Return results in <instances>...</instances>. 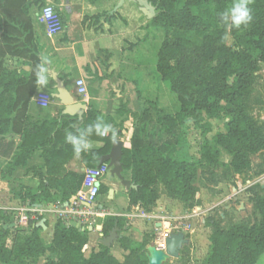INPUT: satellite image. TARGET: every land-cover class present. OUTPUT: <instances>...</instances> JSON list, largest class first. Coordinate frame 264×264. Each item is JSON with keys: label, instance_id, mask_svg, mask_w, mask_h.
Here are the masks:
<instances>
[{"label": "trees", "instance_id": "obj_1", "mask_svg": "<svg viewBox=\"0 0 264 264\" xmlns=\"http://www.w3.org/2000/svg\"><path fill=\"white\" fill-rule=\"evenodd\" d=\"M148 1L156 9L149 27L164 33L156 77L176 97L179 109L176 114L166 113L158 101L150 100L145 109L124 110L134 121L122 157L124 172L136 186L129 189L127 199L130 207L149 211L164 191L170 198L193 207L200 204L199 181L205 186L229 182L236 175L253 171L252 156L264 152V122L251 113L257 73L264 67V0H253L250 5L254 18L249 26L230 30L235 49L226 45L229 30L219 23V15L232 0ZM38 3L0 0V32L9 53H17L21 38L25 44L33 39L30 11ZM4 47L0 45V54ZM26 54L21 53L24 57ZM1 58L0 140L15 134L20 136V143L0 178L12 177L18 168L29 165L36 152H41L46 172L40 174L37 188H21L22 202L32 206L67 202L81 189L84 175L66 169L75 156L65 142V133L83 128L98 117L103 119L102 114L90 108L82 120L68 115L34 120L28 110L37 91L34 71L39 61H34L32 72L27 73L9 70ZM204 117L227 118L224 131L202 146L199 161L182 157L183 122H201ZM104 120L114 123L112 117ZM91 139L93 148L81 158L87 168H97L99 159L111 152L113 144L108 138ZM223 153L230 156L229 162H222ZM220 167L221 172L217 170ZM261 168L253 174L255 177L264 174ZM249 190L259 219L254 223H231L225 229L221 223L227 219L226 214L220 216V221L210 217L207 226L212 230L211 246L205 264H258L264 256V188L258 183ZM100 193L108 195L109 188L102 186ZM42 218L31 220L26 229L13 230L10 212L0 209V264L149 263V237L136 242L120 235L127 225L125 217L107 216L95 225V230L105 236L118 227L117 241L125 252L121 258L112 247L99 244L96 248L88 230L66 225L61 219H57L51 245L46 246L38 226ZM186 252L187 246L180 257Z\"/></svg>", "mask_w": 264, "mask_h": 264}, {"label": "crops", "instance_id": "obj_2", "mask_svg": "<svg viewBox=\"0 0 264 264\" xmlns=\"http://www.w3.org/2000/svg\"><path fill=\"white\" fill-rule=\"evenodd\" d=\"M31 1H39L30 11L33 26L31 42L25 44L24 38H21L20 43L17 44L20 45L17 48V53L11 54L4 47L3 34L0 32V45L4 47V53L0 54V57H2L4 67L9 70L31 73L33 62L36 60L40 62L42 55H47L51 60L50 83L47 88L37 89L29 106V116L34 120H51L64 115L65 106L54 97L57 92L54 76H57L73 93L77 102L87 104L85 114L90 108H94L100 111L103 119L108 117L114 119L112 124L118 132L122 130V137L119 140L123 141L125 146L133 134L134 121L124 110L145 109L148 101L161 102L162 98L166 97L163 83L154 75L164 33L149 27L152 19L133 0H125L123 3L121 0ZM48 3H53L65 20L64 32L52 38L48 37L44 25L38 18V8L42 4ZM67 12L75 22L69 27ZM158 32L163 34L161 38L159 37L161 33L159 35ZM151 42L159 44L156 47L153 63L150 64L146 57L140 59L138 56L142 51L146 52ZM13 46H16L15 43ZM23 52L27 53V56L21 55ZM79 79L86 82L88 93L85 97L75 94L76 83ZM166 90L168 92L167 88ZM43 93L50 94L52 99L46 107L38 106L35 100L39 94ZM160 107L163 108V106ZM116 125L122 127L119 128ZM19 143L20 136L15 134H9L0 140V173L13 158ZM44 165L41 152H36L27 167L18 168L10 178H0V209L18 207L23 204L21 198L19 203L11 200L13 188L9 187L10 184L18 181L21 184L20 190L22 187L37 188L40 184V174L46 172ZM66 169L69 172L84 175L88 168L82 162L81 157H75L66 166ZM236 177V180L240 179L241 175H236ZM128 180H131L130 175ZM227 183L229 182L221 183L218 186L202 187L199 185L201 190L197 199L200 204L193 207H187L178 200L170 198L163 191L156 205L147 211L140 206L130 207L127 199L129 190L120 179H115L111 173L105 177L102 186L109 190L114 189L115 195L113 199H110L109 193L108 195L101 194L100 202L112 214L127 219V225L120 233L121 236H126L136 242H142L145 237H149L153 244L158 234L157 228L160 227L157 218L170 215L179 220L176 224L177 228L181 224L191 227L190 233L194 239L196 238L195 248L198 251H204L202 244L206 239L207 256L210 252L212 233L211 228L207 226L208 219H206L209 213L207 205L211 198L209 188L220 190L219 186H225ZM235 183L237 182L235 181ZM41 207L47 210L52 209V205L47 204L41 205ZM138 210L143 211L147 216H136L139 214ZM129 216L134 217L129 218ZM56 223L57 215L52 211L45 213L38 223V226L42 228L41 236L46 246H50L52 243ZM94 233L96 237L91 240L94 242L99 241L100 237L102 238L104 235L97 231ZM192 242L194 241L192 240ZM112 250L118 258L125 254L118 241H115ZM46 257L47 255L43 260Z\"/></svg>", "mask_w": 264, "mask_h": 264}, {"label": "rangeland", "instance_id": "obj_3", "mask_svg": "<svg viewBox=\"0 0 264 264\" xmlns=\"http://www.w3.org/2000/svg\"><path fill=\"white\" fill-rule=\"evenodd\" d=\"M42 6H44V4H42L38 8V12H40ZM66 17L68 21V27L74 25L75 23L74 19L73 17H70V14L68 12L66 13ZM158 33L160 35L161 32ZM162 36L163 34L161 33L159 37L161 38ZM158 44L157 43L153 44V42H151L146 50L147 53L142 51V53L138 57L140 59L146 57L148 63L150 64L153 63L156 47ZM226 45L233 49L236 48L235 40L232 37L230 31L226 37ZM154 75L156 76V66L154 68ZM257 75L258 77L255 84V91L253 93V98L251 101V113L260 123H262L264 122V67L261 69L259 73H257ZM163 85H164L163 88L166 97L162 98V101L159 102V106H163V109L166 113L176 114L179 108L177 99L170 92L167 86L165 84ZM166 88L170 93L167 92ZM226 121L227 119L225 118L211 119L208 117H204L201 122L185 120L181 126V137L183 139L181 153H180L181 156L187 157L192 161H199L200 151L202 146L205 143L212 141L216 133L224 131ZM221 159L223 163H227L230 161V156H228L226 153H223ZM252 162L253 165L255 166V169H253V171L251 172L241 175L240 179L236 180L237 177L236 176L233 177L231 181H229V183H227L225 186H219L220 190L209 188L211 198L207 205L209 208L208 211L209 213L207 214L206 219H209L210 217H215L218 221H220V216L226 214L227 219L221 223L222 224L221 226L225 229L228 228L231 223H239L243 221L254 223L257 219H259L257 213L253 208L250 190L247 189V191L244 192L235 191L238 185H242L243 188H246L248 186L247 181L251 180V182H254L257 180V177H255L253 174L260 170L259 169L260 165H262L261 169H264V152L262 154H257L252 156ZM217 170L221 172L222 168L220 167ZM199 172H201V169H198V173ZM123 176L125 179H128L129 174L127 172H124ZM114 178L119 179L115 175ZM235 181L237 183H235ZM199 184L202 187L206 185V183L202 181H199ZM10 185L11 186L9 185L8 186L14 189V190L12 189L11 191L10 198L13 202L17 201V203H19L21 184H19L18 181H15ZM210 186L212 185L210 184ZM17 228L18 227H14L13 230H16ZM20 228L26 229L27 227H20ZM190 231H191V227L186 229L185 225L182 224L179 225L178 228L175 230V233L178 232L185 233L186 238L189 240V245H187V252L185 253V256L183 258L179 257V259H173L170 262H167L166 264H205V260L208 256V255L206 256L207 245H208L207 241L206 239H204L202 244L204 251L203 252H201V250L198 251V249L195 248L196 238L194 239L192 237ZM89 236H90V240H92L96 237V234L94 232H90ZM205 238L207 237L205 236ZM192 240L194 242H192ZM92 242L93 245L96 246V248H98L99 242L97 240L95 242L94 241ZM116 249L118 250V248ZM258 264H264V256L260 259Z\"/></svg>", "mask_w": 264, "mask_h": 264}, {"label": "built area", "instance_id": "obj_4", "mask_svg": "<svg viewBox=\"0 0 264 264\" xmlns=\"http://www.w3.org/2000/svg\"><path fill=\"white\" fill-rule=\"evenodd\" d=\"M44 9H48V13H44ZM39 21L44 25L48 37L52 38L62 34L65 30V22L62 14L58 11L53 3H48L41 7L39 12ZM88 89L86 82L79 79L76 83V96H87ZM36 103L40 107L48 106L52 99L48 93L39 94L36 97ZM111 173V167L105 163L97 168H88L84 173V180L81 189L72 196V198L64 203L58 202L52 204V209H43L41 205L21 204L18 207L4 209L10 212L11 221L14 227H27L31 220H37L45 213L52 211L57 215V219H61L66 225L75 224L82 231L88 230L95 232L96 223L104 217L114 215L101 204V187L105 177ZM264 175H261L254 182H248V186L243 188L238 185L235 191L244 192L255 184L263 183ZM139 211V210H138ZM136 216L146 217L143 211H139ZM134 216H129L132 218ZM160 227L157 228L158 234L154 241V245L159 250L166 251V242L177 229L176 224L179 222L175 217L170 215L160 216L157 218ZM186 229L189 225H185ZM101 238V237H100Z\"/></svg>", "mask_w": 264, "mask_h": 264}, {"label": "water", "instance_id": "obj_5", "mask_svg": "<svg viewBox=\"0 0 264 264\" xmlns=\"http://www.w3.org/2000/svg\"><path fill=\"white\" fill-rule=\"evenodd\" d=\"M125 0H121L123 3ZM137 2L147 14L150 19H153L156 16V9L152 6L148 0H133ZM54 80L56 82V94L54 97L59 99L62 105L65 106V110L63 111L64 115L68 116H78L79 120H82L87 110V104L83 102H77L73 93H71L65 83L59 79L57 76H54ZM123 147L124 142L119 140L116 144L112 146L111 152L103 156L99 159V166L108 163L111 167V173L117 176L123 185L129 190L130 188H136V186L132 183L131 180L125 179L123 176V165H122V157H123ZM115 195V190H109V197L113 199ZM76 226L75 224H73ZM119 238V229L115 227L113 231L108 235H102V238L98 241L99 244H102L108 248H111L115 241ZM189 245V240L186 238L185 233L178 232L173 233L171 237L166 242V251L159 250L156 245L151 244L147 248L146 256L148 258V264H166L167 262L173 259H179L181 255V251L185 246Z\"/></svg>", "mask_w": 264, "mask_h": 264}, {"label": "clouds", "instance_id": "obj_6", "mask_svg": "<svg viewBox=\"0 0 264 264\" xmlns=\"http://www.w3.org/2000/svg\"><path fill=\"white\" fill-rule=\"evenodd\" d=\"M253 0H232L231 5L219 15V23L226 30L246 28L253 22V10L251 4ZM48 13V9H44ZM51 60L47 55L40 57V62L36 65L34 75L37 89L47 88L50 83ZM227 119V118H226ZM108 138L114 145L118 140V130L113 124L98 117L95 122L78 128L76 131H66L65 142L71 145L73 154L80 158L82 154L90 152L93 148L91 137Z\"/></svg>", "mask_w": 264, "mask_h": 264}]
</instances>
